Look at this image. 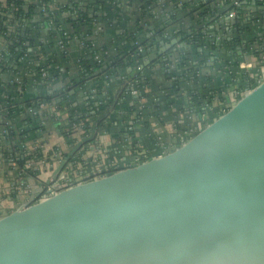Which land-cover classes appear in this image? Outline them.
I'll use <instances>...</instances> for the list:
<instances>
[{
  "label": "water",
  "instance_id": "1",
  "mask_svg": "<svg viewBox=\"0 0 264 264\" xmlns=\"http://www.w3.org/2000/svg\"><path fill=\"white\" fill-rule=\"evenodd\" d=\"M237 1L243 11L264 15L260 0H212L213 16L193 26L190 14L168 24L170 16L153 8L158 16L150 31L156 43L150 41L143 53L149 59L143 75L150 74L152 88L155 78L165 76L167 59L180 62L185 52H196L182 44L185 33L207 35L206 43L217 52H205L204 67L212 70L208 76L216 73L193 91L173 73L178 103L189 91L195 99L214 79L239 68L246 46L260 45L256 37L264 32L256 18L252 26L250 19L230 17ZM100 11L110 12L109 18L115 14L110 7ZM97 25L104 27L100 19ZM206 26L212 31L204 33ZM219 27L229 31L221 40ZM176 31L180 37L174 38ZM0 77L5 87L8 74ZM37 81L38 99L45 80ZM112 84L97 72L88 89H100L105 97ZM27 95L13 98L28 104ZM31 111L28 106L26 121H12L0 136V152L7 145L23 150L33 135L29 129L38 124ZM97 135L95 127L69 151L0 176V264H264V64L168 119L105 141Z\"/></svg>",
  "mask_w": 264,
  "mask_h": 264
},
{
  "label": "crops",
  "instance_id": "2",
  "mask_svg": "<svg viewBox=\"0 0 264 264\" xmlns=\"http://www.w3.org/2000/svg\"><path fill=\"white\" fill-rule=\"evenodd\" d=\"M72 1L73 0H56V2L61 7L70 5ZM200 1L204 2V0H200ZM148 2L149 0L145 2L146 6L144 9L139 7L136 10L138 11L139 15L142 16V18L143 16L146 17L147 22H145L144 20V22H142V26L146 28V31H145L146 35L149 36L150 38H153L155 35L150 31V28L154 24L153 20L158 16V14L153 9L154 7L157 8L160 12L166 14V17L170 16V19L167 20L169 24V23H173L177 21V18L180 15H183L185 18H188L189 12H192L194 9H197L201 3V2L199 3V0H150V3ZM250 2L251 0H249V4ZM125 5H126L124 7L125 10H128L129 12L123 13L122 22H119V18H117L115 14H113V18H109L110 12H101L98 9L96 12L93 13V15L95 16L94 22L96 26V37H95L96 38V43H95L96 48L100 51H103L108 56H114L118 53V46H119L118 40L122 36V34L125 32L124 27L126 28H128L127 26L132 27L133 24L137 21V18L139 17V15H136L134 11L136 7L135 5L137 4L132 6L131 3L128 4V1H126ZM112 12L115 13L113 9H112ZM128 14L129 16H127ZM243 18L246 21L250 19V21L252 22V26H253V21L256 18L258 20L257 21L258 25L261 24L260 27L258 28L260 29L262 28L264 32V15H262L261 13H259L258 15H255V12H253L252 10H248V11H244ZM98 19H100L101 23L104 24L103 28L101 27L99 28V26L97 25ZM107 22L110 24L108 25ZM146 23L147 25H145ZM256 24H255V27H257ZM210 25L212 24H209V26ZM238 25L242 26V24H238ZM164 26L167 28V24H165ZM209 26H206L204 28V33L212 31L211 29H209ZM230 31H234V30L232 29ZM196 32L198 31H195L194 34H196ZM215 32L217 33L216 35L218 38H220V40L222 36L227 35L229 33V31L224 32V30L220 27L216 28ZM262 35L264 36V34ZM52 36H54V34H52L50 31H44L43 33H40L37 36L36 43L33 42L34 43L33 45H34V48L35 47L40 48V51H37V52L33 51L29 54V56L23 59L22 61L23 64L19 68V71L17 72V74H20L18 75L19 80L20 81L22 80V82H24V85L20 84V85H15L14 87L15 88L18 87L17 88L18 93H21V94L27 93L28 94L27 97L29 101V102H26L28 104L23 103L18 106L19 107V110H18L19 117L21 121L22 122L26 121L25 119L28 117V114H26V109L28 106L33 108V111H31L32 115L34 114V112H36V114H38L39 117L41 118L39 119L37 126H34L29 129V132L33 131L32 132L33 135L27 138V141H25L26 144L23 148V151H21L19 147L13 149L12 146H9V145H7L6 148H2L3 150L0 152V159H2L3 156H5L6 158L7 155H8V159H4L0 161V176H2L4 173L9 172V170L11 169H16L20 165L19 164L20 160L24 161V164H25L29 162L30 160L34 161V160L39 159L42 156H49L54 152L69 151L75 144L80 142L79 140H76L79 137V135H81L80 129L83 127L82 131L89 130L88 128H85V125H86L84 123L85 119H88L87 127H89L90 130L93 131L95 127L98 129V134L100 135H98L96 140H98V138L104 141L108 140L110 136L119 134L120 132H118V129L115 131L113 130L115 133L114 134L113 131L108 130L109 136L104 135L105 128H104V124L101 118L105 115L104 114L105 106L102 102H104L105 105L106 104L109 105V103L111 102L110 100H112L113 102L112 109L116 111L113 110V113H111L112 115L110 118L111 122H114V121L127 122V119L129 117L128 113H130L134 109L133 105L137 103L136 101H132L127 104H121L119 108L116 109L117 107H116L115 100L117 99V97H119L122 94L123 85H119V83H114L111 85V88H109L108 91L106 92L105 97L103 96V93L99 91L100 89L96 90L97 96H98L97 98L94 94L92 95L88 93V95L91 97V100H90L91 104H88L89 102H87V98H86L87 86L84 89L85 91L82 90V88L79 86V81H78L79 78H82V75H83V72L80 71V69H82L80 64L84 58L85 46H83L82 44H79L77 40L79 41L81 40L76 38L74 42H72L71 46L67 48V52H66L67 54L64 55L62 54L63 51L60 50L59 44L55 43V40L52 39ZM167 36L168 34L164 33V37H167ZM203 38L207 39L208 37L205 34ZM166 44H169V41H167ZM179 46L180 45H178L177 47ZM253 48L260 49V45H256ZM210 51H212L214 54L217 52L216 48ZM208 58L206 57L205 59L200 58L199 60H201L202 62H204L203 64H205L209 62ZM43 60H48L49 63H53L54 65H57V68H56L57 75L53 77L49 85L45 87L47 88L45 90L49 91V93L51 94H54V101L53 103H45V104L43 103L42 105L39 104L37 108H34V106L36 105V101L37 102L39 101L36 98L37 94L39 93V86L38 84L34 86L31 85V79H33V77L30 74H33L34 66L38 65ZM239 70L240 69H238L237 72ZM14 73L15 71L7 73L8 77L5 78L6 82L11 83V81H13ZM208 73L210 74V71ZM215 73L216 72H214L213 75ZM161 74H164V71H162ZM213 75L209 76V78L210 77L214 78ZM223 77L224 78L222 77L218 78L217 79L218 81L215 79L213 80L212 84H210L212 91L219 92L220 89L228 87L229 84H231V79L229 75H226V76L223 75ZM2 78L3 77H1V81H3ZM223 80L224 82L222 83ZM33 83H34V80H33ZM73 84H75V86L74 88H72V91L69 93V95H73L76 98L75 102L71 101L75 104L69 103L67 105H63V108H64L63 111H59L56 103H60V99H58L59 97L57 98V96L60 93L64 92L65 90L69 89V86L70 85L73 86ZM171 86L173 87V81L169 82V78H167V74L164 77L162 76L159 78H155L153 80L152 93L147 94V97H146L147 101L151 105V108L150 110H148L149 107H147L146 110L145 109L143 110L145 115L148 113L152 114L154 112H157L160 109V111L168 113V114L165 113L166 116L164 117V119H168L174 114L179 113L181 111L179 109L181 106H178L179 103H177V99L175 100V98H167L166 96L159 94L160 90L168 92V94L174 93ZM24 87L25 89L22 90V88ZM78 87H80V92L76 91L75 89ZM8 89H9V85L3 88V91H5V93L7 94L9 92ZM187 89L193 91V88L190 86ZM204 93H206V91ZM152 94H155L154 99H152L153 97H151ZM187 97L190 100L189 102H192L191 101L192 95L190 91ZM157 98H161V102L165 105L158 103L156 101ZM19 99H23V98L19 97ZM184 100H186L185 96H184ZM203 100L204 99H196V103L201 102ZM171 103H173L174 108H177L176 113H172L169 111L170 110L169 105H171ZM69 105H70V108L68 107ZM71 110H74L73 118L70 117L71 113L68 112ZM169 112L172 114H170ZM82 114L84 115L85 119H82L83 118ZM85 114H88L89 117L86 118ZM16 117L17 119L19 118L17 114H16ZM3 126L4 125H2V122H1L0 132H2ZM29 127H31V124L29 125ZM23 128H26V127H23ZM0 136H3V135L0 134ZM83 138H85V136L82 137V140Z\"/></svg>",
  "mask_w": 264,
  "mask_h": 264
},
{
  "label": "trees",
  "instance_id": "3",
  "mask_svg": "<svg viewBox=\"0 0 264 264\" xmlns=\"http://www.w3.org/2000/svg\"><path fill=\"white\" fill-rule=\"evenodd\" d=\"M90 1V2H89ZM128 4L135 5V13L139 15L137 8H145L148 0H126ZM125 0H73L70 5L65 7H61L56 0H8L7 6L1 8V12L3 17H0V47L2 44H5V49L3 52L0 50V76L3 73H8L16 70L19 71V68L22 66V57L27 52L24 43L27 42L25 36L29 35L30 40L33 43H36L37 36L44 31H52L59 37H64L65 33H69L72 38L76 37L82 40L88 51L93 49V52L89 53L84 60L81 62V67L83 69L84 74L82 75L83 79L79 86L82 85V88L85 89V82L91 78H93L97 72L101 74L112 76L119 70L126 71L128 73V69L131 66L135 65V60L131 58L132 54H135L139 47H143L144 51L148 50V45L150 41L156 40L152 38V40H147L146 37L143 36L146 32V28L142 26V22H147L145 16H140L137 18V21L133 24V26L124 27L125 32L118 40V53L114 56H108L103 51H100L96 48V26H95V16L93 15L98 9L104 7H110L115 11V16L119 18V22H122L123 13L129 12L125 10ZM200 1V0H199ZM201 2V1H200ZM93 3V4H92ZM150 3V0L149 2ZM147 3V4H148ZM46 7V11L42 12V7ZM213 2L212 0H204V2L200 3V6L197 9H194L190 12V16L194 21V25L201 24L208 17L213 16L215 10L212 8ZM15 9V10H13ZM243 7H237L236 13L238 16L243 17L244 11ZM213 10V11H212ZM16 18H20L22 21L18 23L16 32H10L8 27L10 23H13L12 16ZM129 16V14L127 15ZM142 19V20H141ZM52 24V25H50ZM123 24V23H122ZM249 27H251V23H249ZM241 27V25L236 24V27ZM51 28V30H50ZM245 29V26H243ZM255 29V28H254ZM188 40L193 42V47L195 49V53L187 52L185 53L181 61L176 65L173 73H176V77L185 75L186 73L193 72L194 76L197 73H200V77H196V81H201L204 79H208L207 73L201 72V68L194 66L191 63L193 58H203L205 59V52H209L213 50V47L206 43V40L202 37L201 32H196L193 36H189L186 34ZM256 40L260 42V49H254V45H247L243 51V56L240 57V61L248 58H256L258 61L262 60L264 57V36L261 34L256 37ZM24 42V43H23ZM200 50H203L200 52ZM96 56H99L102 60L101 63H98L95 59ZM143 54L138 56V60L141 62L143 60ZM248 57V58H247ZM238 60V61H239ZM202 63V61H201ZM45 67H49L50 63L41 64ZM40 69L41 66H38ZM140 80L142 84H145L147 79L143 78L141 74L138 73H130L129 77ZM223 78V76H222ZM77 84V83H76ZM20 85V84H15ZM3 85L0 77V116L2 117V125L10 119V121H15L16 111L19 109L18 99L14 100V95L18 94L17 88L9 86L7 96L8 98L3 97ZM44 93L41 98H38L40 101L44 103H53L54 99L51 95H49L48 91L44 89ZM125 92L120 97V100L126 98ZM76 98L73 95H65L62 97L60 103H56L59 111H63V105H67L69 103L75 102ZM16 101V102H15ZM16 103V107H11L12 104ZM39 103L36 102L34 108L39 106ZM18 104V105H17ZM120 105H117L119 108ZM70 108V105L68 106ZM70 110V109H69ZM72 111V112H71ZM68 111L71 113V118H73V111ZM33 118L39 121L41 117L38 114L33 115ZM117 118V117H116ZM128 120V119H127ZM31 126L33 125L30 123ZM105 130H115L117 126H114L113 123H110L109 120L103 121ZM123 133V132H121ZM85 139V138H84ZM82 141V140H81ZM23 151V150H21ZM20 166L24 165V161L20 160Z\"/></svg>",
  "mask_w": 264,
  "mask_h": 264
},
{
  "label": "built area",
  "instance_id": "4",
  "mask_svg": "<svg viewBox=\"0 0 264 264\" xmlns=\"http://www.w3.org/2000/svg\"><path fill=\"white\" fill-rule=\"evenodd\" d=\"M7 1L8 0H2V1L0 0V17H3L2 12H1V8L7 6ZM261 2L264 3V0H262ZM240 6H241V3L237 1L235 3V8L240 7ZM13 10H15V9H13ZM45 11H46V7L44 6V7H42V12H45ZM230 17L231 18H235V17H238V15H237L236 12H234V13L230 14ZM12 18H13L14 21H12L13 23H10L8 29H9L10 32H16L18 23L20 21H22V20L19 17L18 18L17 17L15 18L14 15L12 16ZM0 22H1V19H0ZM50 25H52V24H50ZM145 25H147V23ZM50 30H51V28H50ZM51 33L54 34L52 31H51ZM174 34H175L174 35V38L180 37V32L179 31H176ZM144 35L147 38L146 33ZM54 36H52V39L55 40V43H58L59 44L60 50L63 51L62 54L66 55L67 54L66 53L67 52V48L71 46L72 42H74V40L76 39V37L72 38V36L69 33H65L64 34L65 39H64V37H59L56 34H54ZM25 39L27 40V42H25V43L23 42V43H24V46H25L27 52L22 57V60L25 59L27 56H29V54L31 52H33L35 48H37V47L34 48V45H33L34 43H31V40H30V36L29 35L25 36ZM167 41H169V40H167ZM182 41H183V43H182L183 45H189V46L193 47L192 46L193 45V42L191 40H188V38L186 37V33L183 34ZM80 44H82L83 46H85V50H88L87 48H89V47L86 48V45H85V43L82 40H81V43ZM4 49H5V44H2L1 47H0L1 52H3ZM144 52H145L144 51V48L143 47H139L137 49V51L135 52V54H132L131 55V58L133 60H135V65L129 67L128 73H126V71L119 70L118 72H116L112 76H108V75H104L103 74L105 77L109 78L110 81H112L113 84L114 83H119V85H123L122 94L125 92L126 96H128V97L123 98L121 100H120V97L122 96V94L119 97H117V99L115 100L116 107H117V105L127 104V103L132 102V101H136L137 102L135 105H133L134 106V109L130 113H128L129 114V117H128L127 122H125V121H119V122L114 121V122H111L110 121V118L112 116L111 113H113V110H114V109H112L113 108V105H112L113 102H112V100H110L111 102L109 103V105H107V104L105 105V103L102 102L104 104V106H105V109H104V112L105 113L104 114H107V117H106L107 120H109L110 123H113L115 126H117L118 132H120V133L121 132H125V131H132L133 129H135V128L139 127V126H144V125L151 124V123H154L156 121H159L161 119H164V117L166 116L165 113H167V112L160 111V109L157 112H154L152 114H149L148 113V114L145 115L144 112H143V110L144 109L146 110L147 107H149L148 110H150V108H151V105L147 101L146 97H147V94H149L151 92V90L153 89L152 88L151 81H150L151 79H149L150 78L149 77L150 74H148L147 77H145L143 75L144 72H145V69L143 68V64H144L143 62L144 61L145 62L148 61L149 60L148 57L143 58V60L141 62L137 58L138 56L142 55ZM185 53H187V52H185ZM85 57L86 56H84V58ZM166 57L167 56H164V58H166ZM84 58H83V60H84ZM95 59L97 60L98 63H101L102 62V60L100 59L99 56H96ZM199 59L200 58L191 60V63H193L194 66H197V67L201 68L200 69V70H202L201 72H205V74L207 73V75H209L208 72L211 71V69L210 68H205L204 67L205 64H203L204 62L201 63V60H199ZM47 62H49V61L48 60H43L38 65H35L34 66V68H33V74H30L33 77V79H31V85L33 84V86H34V85L38 84V86L40 87L41 86V83L37 81V78L40 77L41 79L45 80L44 89H47L45 87H47V85H49V83L51 82L52 78L57 75V70H56L57 65H54L53 63H50V66L49 67H45L44 65H41V64H46ZM178 63L179 62H177V61H172V60H168V59L164 63V69H163L164 75L166 76V74H167V78H169V82L170 81H173V85L175 84L174 82L176 80V77H173L172 76L173 75V70L175 69V67H176V65ZM263 64H264V57H262V60L261 61H258V59L253 58V57L249 58L248 60L241 61V63H239V68L238 69H240V70L238 72H237L238 69L233 70V71H229V72L227 71V74L226 75H229V77L231 79V84H229V86H232L234 82L236 83L237 81L241 80L242 78L249 76L251 74V72H253L254 70H257ZM38 66H41L40 69H38L39 68ZM149 69H150L149 71H152L151 69H153V65ZM14 71H15V73H14V79H13V81H11V83L8 82L7 85L12 86L13 85L12 83H14V86H15V84H23L24 85V82H22V80L21 81L19 80V76L18 75H20V74H17L16 70H14ZM80 71L83 72V69H80ZM233 72H235V73H233ZM130 73H138V74H141L143 76V78L147 79L148 81H146L145 84H142L140 80L135 79L136 76H134L133 78L129 77V74ZM3 74H5V73H3ZM83 74H84V72H83ZM236 74H238V77H235ZM11 75H13V74H11ZM226 75H224V76H226ZM196 77H200V73H197L196 76H194L193 72H189V73H186L185 75H182L181 74L180 76H178L179 79H183V78L185 79V83L187 85V88L190 86V87H192L194 89V85H196L198 87L199 86L200 87L201 86L203 87L206 83H203V80L196 81ZM82 79H83V77L80 78L81 81H82ZM33 80H34V83H33ZM81 81H79V83H81ZM89 81L90 80L88 79L85 82L86 83L85 86H87V88H86V97H89L90 100H91V97L88 95V93H90L92 95L94 94L96 96V98L98 96H97V91L96 90L92 91V90H89L88 89V82ZM222 83H223V81H222ZM2 85H3V83H2ZM74 86H75V84H73V86L70 85L69 86V89H67L64 92L60 93L58 95V97H59L58 99H60V98L62 99L63 96L69 94L72 91V88H74ZM80 87L82 88V85ZM80 87H78V88H80ZM24 89H25V87L22 88V90H24ZM211 89H212L211 87H209V89H207L206 93L208 95L206 93H204L205 91L203 93L201 91H199L198 94L197 93L195 94V98L196 99L209 98V97L215 95L216 93H218V91L214 92ZM82 90H84V89L82 88ZM48 93H49V91H48ZM49 95H51L53 97V99H54V94H50L49 93ZM161 95L166 96L167 98H175V100L177 99V97H176L175 94H173V95L171 93L168 94V92H165V91H162ZM154 96H155V94H152L151 95V97H153L152 99L155 98ZM3 97L4 98H8L7 94L5 96H3ZM185 97H186V100L185 101L182 100V102H184V103H182V104L179 103V105H178V106H181L179 108L180 110L186 109L187 107L192 106L193 104H196V99H192V97H191V101L192 102H189L190 101L189 98L187 96H185ZM156 101L158 103L163 104L161 102V98H157ZM18 103H19V105H21L24 102H23L22 99H18ZM38 103H39V101H38ZM43 103H44L43 101L42 102L40 101V104L41 105ZM177 103H178V101H177ZM72 104H75V103H72ZM163 105H165V104H163ZM11 107H16L15 103L12 104ZM169 109H170L169 110L170 112L176 113L177 108H174L173 107V103H171V105H169ZM32 111H33V108H32ZM114 111H116V110H114ZM172 113H170V114H172ZM33 115H36V112H34ZM145 116H147V117H145ZM85 117L88 118L89 117L88 114H85ZM82 119H85L84 118V115H83V118ZM87 120L88 119H85L84 120V123L86 125L84 123L83 124L85 125V128H88L90 130V128L87 127V124H88L87 123ZM1 122H2V117L0 116V124H1ZM145 123H147V124H145ZM121 124H122V126H120ZM12 127H13V125H12L11 121H7L5 123V125L3 126V130H2V132H0V134H2L3 136H5L7 134V132H9L11 130ZM82 129H83V127L80 129L81 135H79V137L76 140L81 141L83 136H85V138L86 137H89L90 136V133L93 132L92 130H90V131L89 130L82 131ZM117 129H115V130H117ZM114 131H113V133H114ZM108 134L109 133H107L106 130H105L104 135L109 136ZM31 161H33V160H30L29 162H31Z\"/></svg>",
  "mask_w": 264,
  "mask_h": 264
},
{
  "label": "bare ground",
  "instance_id": "5",
  "mask_svg": "<svg viewBox=\"0 0 264 264\" xmlns=\"http://www.w3.org/2000/svg\"><path fill=\"white\" fill-rule=\"evenodd\" d=\"M106 119H107V118H105L104 120H106ZM104 120H102V122H103ZM106 132L109 133L107 130H106ZM91 134H92V133H91ZM91 134H90V136H91ZM98 135H100V134H98ZM98 135L96 136V138L98 137ZM108 135H109V134H108ZM90 136H89V137H90ZM89 137H88V138H89ZM86 139H87V138H86ZM98 139H100V138H98ZM83 140H84V139H83Z\"/></svg>",
  "mask_w": 264,
  "mask_h": 264
},
{
  "label": "rangeland",
  "instance_id": "6",
  "mask_svg": "<svg viewBox=\"0 0 264 264\" xmlns=\"http://www.w3.org/2000/svg\"><path fill=\"white\" fill-rule=\"evenodd\" d=\"M177 101H178V99H177ZM183 101H185V100H183Z\"/></svg>",
  "mask_w": 264,
  "mask_h": 264
}]
</instances>
